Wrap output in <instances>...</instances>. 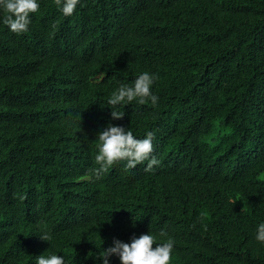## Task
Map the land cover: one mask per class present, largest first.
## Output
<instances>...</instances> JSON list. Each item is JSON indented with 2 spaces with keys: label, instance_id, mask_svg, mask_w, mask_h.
<instances>
[{
  "label": "trees",
  "instance_id": "16d2710c",
  "mask_svg": "<svg viewBox=\"0 0 264 264\" xmlns=\"http://www.w3.org/2000/svg\"><path fill=\"white\" fill-rule=\"evenodd\" d=\"M39 4L26 33L0 23V264H101L113 239L148 232L174 241L170 264H264V0ZM143 71L157 105L113 120L110 94ZM109 123L154 132L159 165L90 179ZM246 139L263 154L250 170Z\"/></svg>",
  "mask_w": 264,
  "mask_h": 264
},
{
  "label": "clouds",
  "instance_id": "9594fccd",
  "mask_svg": "<svg viewBox=\"0 0 264 264\" xmlns=\"http://www.w3.org/2000/svg\"><path fill=\"white\" fill-rule=\"evenodd\" d=\"M55 3L62 15L69 17L80 0H55ZM39 7V0H0V23L14 34L26 33L31 23V14L36 13ZM155 79L154 73L143 71L131 83H120L107 101L111 118L122 119L124 112L116 110V106H125L134 100L139 104L151 102L156 106L159 98L151 91ZM154 135V132L148 131L143 138H138L130 129L109 123L96 135L98 142L94 160L97 166L91 170L89 178L100 179L107 169L117 162H123L126 170L134 169L145 161V171L159 165L160 161L152 155ZM238 156L239 167H249L250 170L259 164L263 154L257 145L246 139L239 144ZM159 236L165 237L166 233L161 231ZM38 238L49 242L51 236L45 231L38 235ZM156 238L148 232L138 237L133 235L129 242L113 239L111 246L100 250L101 264H109L112 256L118 257L120 264H170L174 241L168 238L163 243H155ZM254 240L264 245V222L258 224ZM35 264H65V257L58 256L55 252L42 254L35 256Z\"/></svg>",
  "mask_w": 264,
  "mask_h": 264
}]
</instances>
